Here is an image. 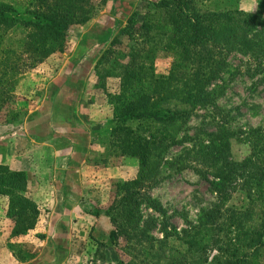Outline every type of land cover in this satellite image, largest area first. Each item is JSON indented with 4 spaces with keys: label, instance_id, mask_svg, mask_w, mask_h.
<instances>
[{
    "label": "trees",
    "instance_id": "trees-1",
    "mask_svg": "<svg viewBox=\"0 0 264 264\" xmlns=\"http://www.w3.org/2000/svg\"><path fill=\"white\" fill-rule=\"evenodd\" d=\"M210 1H217V7L197 8ZM87 2L29 0L15 6L0 0V125L19 119L16 90L25 74L64 51L74 28L91 19ZM155 7L143 17L138 46L118 49L113 55L117 61L128 58L127 63L117 67L110 59L107 65L104 55L97 61L104 65L106 75L120 78L119 91L107 93L113 106L112 152L138 161L137 176L129 181L126 196L103 209L113 224L115 217L121 220L109 236L131 239L136 234L139 242L148 239L139 228L144 195L134 186L154 179L164 152L178 141L193 111L210 108L219 118L204 121L192 135H186L193 146L169 162L193 168L204 178L212 174L218 203L203 209L199 223L185 231L184 253L175 262L183 264L194 253L209 264H264V127L232 128L230 112L217 102L226 87L224 74L246 75L264 85V0H257L252 12L241 8V0H157ZM110 18L104 16L106 22ZM107 26L99 36L108 38ZM19 29L20 38L12 34ZM159 51L171 56L166 72L155 67ZM233 57L239 58L238 64L233 65ZM77 62L50 86L44 108L34 115L33 121L43 129L52 114H58L61 88L70 81L82 82L72 74ZM81 72L85 74L84 69ZM69 102L74 104L76 99ZM135 122L139 123L136 129L130 125ZM234 145H239L238 157ZM27 188L25 172L0 167V194L9 197L11 237L26 234L38 221L39 208L26 194ZM238 191L244 193V202L228 205L232 193ZM148 202L163 211L158 200ZM57 238L66 239L64 235ZM118 264L127 263L120 260Z\"/></svg>",
    "mask_w": 264,
    "mask_h": 264
},
{
    "label": "rangeland",
    "instance_id": "rangeland-1",
    "mask_svg": "<svg viewBox=\"0 0 264 264\" xmlns=\"http://www.w3.org/2000/svg\"><path fill=\"white\" fill-rule=\"evenodd\" d=\"M15 6H19L29 0H1ZM88 1V2H87ZM157 0H86L89 12L93 13L91 19L74 28V31L66 39V49L62 52L52 55L43 62H39L35 67L31 68L24 76L22 82L16 90L17 99L20 100L27 96L35 94L42 87L51 85L52 81L59 79V70L66 67L69 61V55L75 53L86 52L94 58H101L104 55V62L108 65L110 59L115 58V51L125 49L127 51L138 46L140 43V27L143 17L148 12L155 11V2ZM230 0H224L229 2ZM257 0H241V8L245 11H255ZM197 5V8H215L217 1H210ZM109 15L111 18L108 22L104 20V16ZM99 23H101L100 26ZM108 24V38L106 35L99 36L102 28ZM98 28V30H96ZM22 30L19 29L15 34L18 38L22 37ZM24 36V35H23ZM12 37H14L12 35ZM111 57V58H110ZM171 56L165 52H158L156 57L157 71L166 72L169 66ZM113 64L118 65L128 62V58L121 61L112 60ZM233 65L239 63L238 57L232 58ZM104 65H98L100 68L99 80L102 88L107 93H116L119 91L120 78L106 75L102 70ZM55 80V81H56ZM226 87L221 95L218 96V104L227 112H230V124L232 128H248L254 126L264 127V85L259 83L256 78H250L246 75L224 74ZM218 83H222L221 81ZM108 100V97L106 96ZM254 105V106H253ZM256 106V107H255ZM111 119L113 117L112 106ZM218 112L210 108H196L191 117L188 119L184 129L178 134V141L167 147L164 152L161 163L156 170L154 179L148 180L144 185H135L134 190L141 191L144 200L140 206L139 228L144 229L148 235V239L139 242L136 234L133 238L128 239L125 235H121L115 239L110 236L104 238L103 241L95 242L94 247L90 251H86L83 255L75 253L70 259L67 256L62 257L57 262L56 257L52 260L53 264H118L123 260L127 264H177L176 258L179 254L184 253L183 241L186 238L185 231H189L194 225L199 223V219L203 209H209L218 203V195L213 190L211 179L204 178L195 169L190 167H182L179 162L170 163L169 161L175 156L183 154L184 151L193 146L186 135H192L196 129L214 117L219 118ZM110 119V120H111ZM133 128H138L139 123H131ZM112 125L108 127L111 130ZM107 128V129H108ZM239 145H234V156L238 157L240 151ZM120 156V155H117ZM131 157L130 155H121ZM135 158L136 157H131ZM168 162H167V161ZM0 160V167L4 166ZM207 166V165H206ZM209 167V165H208ZM138 173V164L136 171L126 182L120 183L116 191H119L113 198L112 202L106 204L103 209L110 207L115 200L126 196L129 181L135 178ZM26 194L35 200L34 195L28 190ZM245 195L243 192L232 193L228 205H240L244 202ZM149 199L158 200L163 211H158L149 204ZM9 197L0 194V230L2 229L5 219L10 220L9 214ZM38 206V204H37ZM116 222L114 228L121 223L119 217H115ZM10 227V226H9ZM1 233V232H0ZM1 236V235H0ZM10 240V239H9ZM10 243V241H9ZM18 249L20 246H17ZM48 244L42 254L46 255ZM33 254L26 249L23 252L25 258ZM38 255L41 252L37 253ZM182 258V257H181ZM204 256L191 253L187 257V262L183 264H209L203 261ZM212 257L209 255V260ZM18 258V263L26 261ZM13 260L10 264H14ZM182 264V263H178Z\"/></svg>",
    "mask_w": 264,
    "mask_h": 264
},
{
    "label": "crops",
    "instance_id": "crops-1",
    "mask_svg": "<svg viewBox=\"0 0 264 264\" xmlns=\"http://www.w3.org/2000/svg\"><path fill=\"white\" fill-rule=\"evenodd\" d=\"M75 59L78 62L72 74L82 82L70 81L61 88L58 114H52L46 129L33 118L44 108L56 79L18 100L19 119L0 125V160L28 175V190L39 208L36 226L26 234L11 237V220H4L0 230L1 264L13 260L17 264L20 252L26 249L33 254L22 258L28 260L22 264H53L55 257L58 262L64 254L67 259L75 253L84 257L114 228L102 207L119 194L117 185L136 171L135 158L112 152L108 128L112 105L106 99L108 90L104 91L98 78V58L86 52L69 55L58 77ZM70 99L76 102L70 104ZM62 235L65 241L57 238Z\"/></svg>",
    "mask_w": 264,
    "mask_h": 264
}]
</instances>
